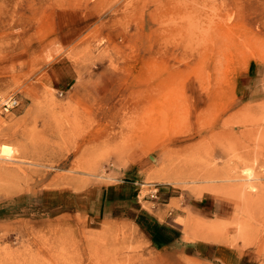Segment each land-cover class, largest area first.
<instances>
[{
	"label": "rangeland",
	"instance_id": "rangeland-1",
	"mask_svg": "<svg viewBox=\"0 0 264 264\" xmlns=\"http://www.w3.org/2000/svg\"><path fill=\"white\" fill-rule=\"evenodd\" d=\"M238 258L264 264V0H0V264Z\"/></svg>",
	"mask_w": 264,
	"mask_h": 264
},
{
	"label": "built area",
	"instance_id": "built-area-1",
	"mask_svg": "<svg viewBox=\"0 0 264 264\" xmlns=\"http://www.w3.org/2000/svg\"><path fill=\"white\" fill-rule=\"evenodd\" d=\"M18 106V101L15 98H9L5 101L4 104H2V108H4L5 111L14 109L15 107Z\"/></svg>",
	"mask_w": 264,
	"mask_h": 264
},
{
	"label": "bare ground",
	"instance_id": "bare-ground-1",
	"mask_svg": "<svg viewBox=\"0 0 264 264\" xmlns=\"http://www.w3.org/2000/svg\"><path fill=\"white\" fill-rule=\"evenodd\" d=\"M244 36V35H243ZM231 39V38H230ZM234 40V39H233ZM237 40V39H236ZM239 40V39H238ZM244 41L243 42H245V39H243ZM247 40V39H246ZM225 41H226V38H225ZM246 43H247V41H246ZM225 44V43H224ZM240 44H242V43H235V42H233L232 44H231V46H230V49H232V50H237V49H240ZM244 48V47H243ZM227 49V48H226ZM228 50V49H227ZM244 50V49H243ZM246 52V51H245ZM250 53V52H249ZM253 53V52H252ZM231 55V54H230ZM250 55V54H249ZM255 55V54H254ZM257 55V54H256ZM232 56H234V55H232ZM238 56V55H237ZM242 56V55H241ZM251 57H252V55H250ZM241 58V57H240ZM262 58V57H261ZM239 59V58H238ZM254 59V58H253ZM259 59H260V57H259ZM243 67V66H242ZM196 197H197V195H196ZM199 198V197H198Z\"/></svg>",
	"mask_w": 264,
	"mask_h": 264
},
{
	"label": "crops",
	"instance_id": "crops-1",
	"mask_svg": "<svg viewBox=\"0 0 264 264\" xmlns=\"http://www.w3.org/2000/svg\"><path fill=\"white\" fill-rule=\"evenodd\" d=\"M237 261H238L237 264H241V258H238Z\"/></svg>",
	"mask_w": 264,
	"mask_h": 264
}]
</instances>
